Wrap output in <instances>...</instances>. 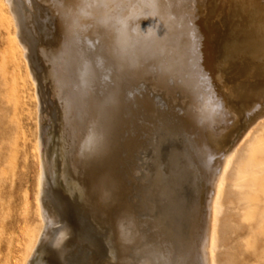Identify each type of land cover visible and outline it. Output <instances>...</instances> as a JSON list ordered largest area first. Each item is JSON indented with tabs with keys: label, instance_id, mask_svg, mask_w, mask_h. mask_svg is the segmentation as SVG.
Masks as SVG:
<instances>
[{
	"label": "rangeland",
	"instance_id": "obj_1",
	"mask_svg": "<svg viewBox=\"0 0 264 264\" xmlns=\"http://www.w3.org/2000/svg\"><path fill=\"white\" fill-rule=\"evenodd\" d=\"M154 1L11 0L24 56L10 8L0 0V264H25L39 236L40 151L48 169L43 204L61 222L48 229L29 264H65L54 245L62 223L69 230L67 240L76 237L78 246L89 249L91 264H147L149 253L140 250L145 241L157 244L158 236L174 247L170 264H181L183 253V264H201L205 202L219 159L230 146L229 141L224 148L213 146L207 125L237 120L243 128L254 118L258 121L225 181L216 259L218 264H264V90L263 99L234 115L224 87L243 50L256 45L250 33L262 26L264 0ZM63 29L82 64L89 65L95 94L108 97L118 75L126 104L136 106L142 96L152 114L125 110L130 125L121 130L120 121L106 127L101 145L99 124H92L95 114L86 108L67 113L57 87L64 62L53 56ZM136 64L143 71L127 85ZM249 69L255 72L256 65ZM163 70L169 72L165 78ZM136 134L126 151L123 137ZM257 163L258 172L252 167Z\"/></svg>",
	"mask_w": 264,
	"mask_h": 264
},
{
	"label": "bare ground",
	"instance_id": "obj_2",
	"mask_svg": "<svg viewBox=\"0 0 264 264\" xmlns=\"http://www.w3.org/2000/svg\"><path fill=\"white\" fill-rule=\"evenodd\" d=\"M6 1H7V4L9 6V8H10L11 18H12V21H13L14 27H15L14 35L21 42L20 35H19V22H18V20L16 18L15 12L13 11V10H15V8L12 9L13 5L11 3V0H6ZM151 1L152 0H150V2ZM26 2H27V0H26ZM109 2L110 1H108V3ZM153 4H155V3H153ZM151 9H152V7H151ZM261 24H262V26H261L260 29L255 30L254 33H250L252 36L255 37V41H256V43H255L256 45H254L253 48H252L253 50L248 49V48H245L243 50L242 57L239 59L238 62H236L234 64L233 69H232V73L230 74V77H229V80L224 85L225 89H227V91L229 93V98H230L229 102H230V106H231L230 108H231L232 114H234V115L237 113V110L239 108H248V107L254 105L255 102L260 101L261 99H263L262 97H263V90H264V18H263V22ZM121 26H123V24H121ZM166 26H167V23H166ZM235 26H237V25H235ZM66 27H68V26H66ZM117 27L119 28L120 26H117ZM65 29H63L62 35H61V37L59 39V43H58L55 51L53 52V56L54 57H57V56L61 57V61L63 60V62H64L63 63L64 66L63 65H59L58 66L59 67V75H58V78H57L58 93H59L60 98L63 99V101H64V108H65L67 113L72 114L76 110L82 111V110H84L86 108L87 112H89L90 114H93V115L95 114V118L93 119L92 124H94V126L96 124H99V127L97 129L98 131L96 133H98V135L100 137V142H101V145H102L103 139H104L105 134H106V127H109L111 125H115V126L117 125L118 126L120 121H121V130H124L125 126L130 125V122H129V119L127 118V115H124V111L125 110H131V112L137 113L138 111L142 112V111H145L147 109V112L149 113V115H151L152 114L151 109H150L151 106L149 107L147 101L144 100V97H142V96H137L136 97V101H137L136 106L133 105V104H126L127 100L124 99V93H125L124 86L122 84L121 77L118 76V75L114 76V85H113V87L111 89V93H110V95L108 97L105 96V95L102 96L101 94H97V93L95 94L93 92L92 86L89 85V83H91V78H90V74H89V65H88V63L82 64L83 62L80 61V59L82 60V58L80 56L81 54H79V52L76 50V48L74 46V42L72 41L73 42L72 43L70 41L71 43L68 44V42H69L68 34L69 33L66 30L69 29V28H67L66 30ZM234 29H235V27H234ZM117 31H118V29H117ZM117 31H115V32H117ZM157 32H158V30H157ZM229 32H230V30H229ZM232 34H234V33H232ZM151 38H153V37H151ZM70 39H73V38L70 37ZM134 41H136V40H134ZM31 43H32V41H31ZM238 44H240V42ZM35 45H36V43H35ZM164 46H165V44H164ZM162 48H164V47L162 46ZM234 48H235V46H234ZM165 49H167V48H165ZM23 50H24V56L27 55V53L25 54L26 47H25L24 44H23ZM171 50L172 49H170V51ZM63 55H65V56H63ZM230 56H231V54H230ZM59 61H60V59H59ZM29 62H30V58H29ZM39 62H36V64L39 63ZM252 63H254L256 65V71L255 72H252L249 69V66ZM46 64H48V63H46ZM46 64H45V66H46ZM60 64H62V63H60ZM101 64H103V63H101ZM38 65H37V67H38ZM61 66H63V67H61ZM81 66L84 67V68H82ZM39 68H40V65H39ZM142 71L143 70H142V68L139 65L138 66H137V64L134 65V68L130 70L131 78L128 80V82L126 84L131 86L132 85V81L135 82L137 80V78H138V75L141 74ZM108 72H110V71H108ZM79 73H81L80 75L82 77V82L81 83H77L78 81L76 79V75L79 76ZM167 73L169 74L168 71L163 70V72L161 74L164 77V75H166ZM30 76H31V79L33 80L32 73H31ZM107 77H108V75H107ZM152 82L153 81H151V83ZM33 83H35V82H33ZM37 83H38V81H37ZM74 83L78 84L77 90H75L73 88V86H72ZM39 84H41V83H39ZM150 86H152V85H150ZM152 87H153L152 88L153 90L156 88L154 86H152ZM42 91H44V90H42ZM161 91H163V90H161ZM159 92H160V90H159ZM37 93H38V91H37ZM165 94H168V92L167 93L165 92ZM40 95H41V92H40ZM168 96H170V94H168ZM168 96H167V98H168ZM171 96H172V94H171ZM171 96H170V98H171ZM173 100H175V99H173ZM173 100H172V102H174ZM196 104H197V102H196ZM146 106H148L149 108H147ZM203 114H205V113H203ZM257 118H258V116H257ZM131 119H132V117H131ZM133 120H134V117H133ZM188 121L189 120L187 119V122ZM257 121L258 120L257 119L255 120V118H254V122L252 121L250 124L248 123V125L243 127V128L240 127L237 124V120H235L234 123L228 124V125H219V124L218 125L215 124V125H212V126L211 125H207V136H208V138H209V140H210V142L212 143L213 146L224 148L229 143H230V146H229V149L226 151L225 155L223 156V158L219 159V166H218V169L214 172V175H213V178L211 180L210 187H209V193L207 195L206 202H205V213H204V221H203L204 225H203L202 233L200 235L202 237L200 238V241H199V244H198V248H199L200 253H201V264H218L217 263V259H216V256H217L216 255L217 243L219 241L218 222H219V214L221 213V210H222L221 201H222V195H223V189H224L225 181H226L227 176H228L229 167L231 165V162H232L233 158L237 154L238 148L242 144H244L247 141V139L251 136V131L253 129V126L255 125V123H257ZM108 122H110V124H107ZM134 122H136V121H134ZM138 128L139 127L137 125H135V132L136 133L139 131ZM63 133H64V131H63ZM90 136H91V133H90ZM136 137H137V134L136 135H130V136L126 135V136L123 137L122 145H123V148L126 151L129 150V146H130L131 141L133 139L136 140ZM43 139H44V137H43ZM228 141H229V143H228ZM62 144H63V142H62ZM64 144L66 146V143H64ZM37 145H38V143H37ZM37 148H38V153H39V147L37 146ZM45 148H47V147H45ZM39 159H40V161H39L40 173H39V177H38V195H37V200H38V206H39V211H40V217H41V221H42L41 229L44 228V230H43V232H41V229L39 230L41 233L39 232V236H37V238L35 239L34 243L31 245L29 256L27 257V259L25 261V264H29L31 258L33 257L34 253L37 251V248H38L39 244L43 241V239L48 238L47 237V236H49L48 229H50L51 227L57 225L58 222H61L60 218L54 217V214H55L54 211L51 210L50 207H48L47 204H46L47 206L46 205L44 206V204H43L44 202H43L42 199H43V195L45 194L44 183H45V181L47 179L48 169H47V166H46V163H45V158H44L43 154L41 153V151L39 153ZM245 161H246V163L248 162L247 160H245ZM248 165H249V163H248ZM255 165H257V166H255ZM255 165H254L255 167L252 166L254 168V170L256 168L255 171H257V172L260 171V170H258V169L262 168L260 163H257ZM246 166H247V164H246ZM248 167L250 168V166H248ZM244 168L246 169L245 166H244ZM76 171H78V169H76ZM242 171H245V170H242ZM61 176L63 177V179H65L64 173L61 174ZM106 180L107 179H103V181H101V183L99 184V186H100L102 191L105 188ZM233 180H235V179H233ZM253 183H255L254 180H253ZM253 183H252V185H253ZM234 184L236 186L241 184L240 181H239V178H238V180L234 181ZM251 201L252 200H249V201H246V202L252 203ZM246 202H245V204H246ZM251 205H250V207H251ZM247 206H249V204ZM64 210L66 212V209H64ZM67 215H65V216L67 217ZM65 216H64V218H65ZM261 221L262 222L264 221V213L261 215ZM67 222H69V221H67ZM70 227H72V226H70ZM124 230H126V229H124ZM124 233H125V231H124ZM68 234H69L68 227L66 226L65 223H62V226L58 229V234H57L56 238L54 239V245L59 247V250L66 257L65 264H91L92 256L90 254L89 249L86 247V245H85V247L87 249L84 248V247L81 248V246H78L79 243H78V241H77L78 239L76 237L73 238L74 240H67L66 237L68 236ZM73 235L75 236V234H73ZM126 235H128V234H126ZM158 237L159 238H158L157 244L155 243L153 245V243H152L153 246H151V245H148L147 241H145L144 242L145 243L144 247L140 251H145L146 253H149L148 256H146V263L147 264H151V263L170 264L171 261H172L171 258L173 257L172 255L174 253V247H173V245L171 243L168 242L166 236H158ZM70 238H71V236H70ZM123 238H124V236H123ZM121 252H122V246H121ZM190 252H193V250L190 251ZM185 254L183 253V256H180V254L178 255L179 258H180L179 260L181 261V264H183V262L185 260V257H186ZM188 255H190V253H188ZM192 255H195V254H192ZM121 256L122 255L120 253L119 256H118V262H119ZM58 258H60V257H58ZM195 260H196V258H195ZM93 264H95V263H93Z\"/></svg>",
	"mask_w": 264,
	"mask_h": 264
}]
</instances>
